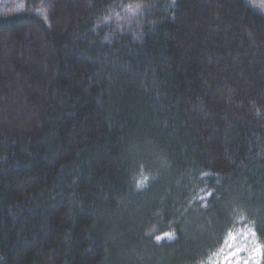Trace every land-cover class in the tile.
Wrapping results in <instances>:
<instances>
[{"label": "trees", "instance_id": "trees-1", "mask_svg": "<svg viewBox=\"0 0 264 264\" xmlns=\"http://www.w3.org/2000/svg\"><path fill=\"white\" fill-rule=\"evenodd\" d=\"M257 246L262 0H0V264H264Z\"/></svg>", "mask_w": 264, "mask_h": 264}, {"label": "snow or ice", "instance_id": "snow-or-ice-1", "mask_svg": "<svg viewBox=\"0 0 264 264\" xmlns=\"http://www.w3.org/2000/svg\"><path fill=\"white\" fill-rule=\"evenodd\" d=\"M20 7H23V5H21ZM136 7H139V5H137ZM45 19H46V16H45ZM165 235L168 236L169 238H171V234H165ZM162 238L163 237H161V236L156 237L157 241L161 240ZM251 238L254 241V238H255V232L254 231L251 233ZM245 250H247V249H245ZM253 251H255L257 255H261L262 251H264V250H262L260 246H257L255 249H253ZM235 255H236V253H233V256H235Z\"/></svg>", "mask_w": 264, "mask_h": 264}, {"label": "rangeland", "instance_id": "rangeland-1", "mask_svg": "<svg viewBox=\"0 0 264 264\" xmlns=\"http://www.w3.org/2000/svg\"><path fill=\"white\" fill-rule=\"evenodd\" d=\"M258 1H259V0H258ZM255 2H256V1H255ZM256 3H258V4L262 5V4H261V2H256ZM262 3H264V0H262Z\"/></svg>", "mask_w": 264, "mask_h": 264}]
</instances>
